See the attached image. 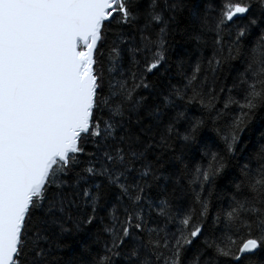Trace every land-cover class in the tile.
Segmentation results:
<instances>
[{"label":"snow or ice","instance_id":"snow-or-ice-1","mask_svg":"<svg viewBox=\"0 0 264 264\" xmlns=\"http://www.w3.org/2000/svg\"><path fill=\"white\" fill-rule=\"evenodd\" d=\"M0 264H264V0H0Z\"/></svg>","mask_w":264,"mask_h":264},{"label":"trees","instance_id":"trees-1","mask_svg":"<svg viewBox=\"0 0 264 264\" xmlns=\"http://www.w3.org/2000/svg\"><path fill=\"white\" fill-rule=\"evenodd\" d=\"M259 137V132L257 131L256 133H255V136H253L252 137V139H257ZM247 142V141H246Z\"/></svg>","mask_w":264,"mask_h":264}]
</instances>
